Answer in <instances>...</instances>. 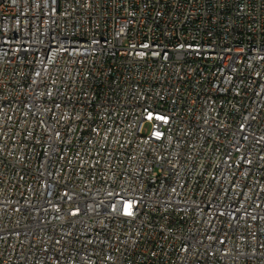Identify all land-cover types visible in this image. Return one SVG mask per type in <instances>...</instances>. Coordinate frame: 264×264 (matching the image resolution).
Segmentation results:
<instances>
[{"label":"built area","instance_id":"1","mask_svg":"<svg viewBox=\"0 0 264 264\" xmlns=\"http://www.w3.org/2000/svg\"><path fill=\"white\" fill-rule=\"evenodd\" d=\"M0 264H264V0H0Z\"/></svg>","mask_w":264,"mask_h":264}]
</instances>
